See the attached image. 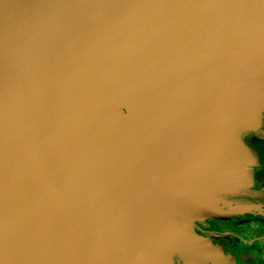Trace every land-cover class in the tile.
I'll use <instances>...</instances> for the list:
<instances>
[{"label": "water", "instance_id": "1", "mask_svg": "<svg viewBox=\"0 0 264 264\" xmlns=\"http://www.w3.org/2000/svg\"><path fill=\"white\" fill-rule=\"evenodd\" d=\"M263 117L264 0H0V264L205 262Z\"/></svg>", "mask_w": 264, "mask_h": 264}, {"label": "flooded vegetation", "instance_id": "2", "mask_svg": "<svg viewBox=\"0 0 264 264\" xmlns=\"http://www.w3.org/2000/svg\"><path fill=\"white\" fill-rule=\"evenodd\" d=\"M254 133L264 136V125ZM254 148L260 154V168L252 165L259 169L254 172L255 183L248 182L247 188L228 196L254 198V204L264 209V144ZM193 225L207 249L205 262L199 258L193 264H264V217L205 218Z\"/></svg>", "mask_w": 264, "mask_h": 264}, {"label": "rangeland", "instance_id": "3", "mask_svg": "<svg viewBox=\"0 0 264 264\" xmlns=\"http://www.w3.org/2000/svg\"><path fill=\"white\" fill-rule=\"evenodd\" d=\"M264 125V117L262 118V120L260 121V127H262ZM259 127V128H260ZM258 128V129H259ZM258 129L256 131H258ZM255 131V132H256ZM260 134V133H259ZM259 134H255L254 132H247L246 134L243 135L242 137V146L244 149L248 150L249 154H250V161L251 163L253 162L254 165H256V167L260 168L258 165L260 163V154L257 150H255L254 145H256L258 148H261V146L264 144V136H261ZM259 135V136H258ZM245 163H247V166H250L249 160L246 161ZM246 165V164H245ZM254 166H250L249 168V175L248 178L250 180V183L254 184V172H258L259 169H255L253 168ZM255 187V186H253ZM239 190L236 191H224L223 195H214L213 197L216 196L215 200L220 199L221 197H223V199H228L231 200L233 202L236 203H240V204H251V205H255V199L254 198H250V197H240V196H228L230 194L235 193V195L238 193ZM226 195V196H225ZM198 203L200 202V200H197ZM211 219V218H209ZM217 219V218H216ZM185 223H186V219L183 218L182 219ZM246 236H250V235H246Z\"/></svg>", "mask_w": 264, "mask_h": 264}]
</instances>
